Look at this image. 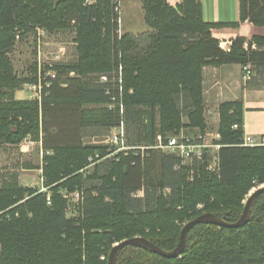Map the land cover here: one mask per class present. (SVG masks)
I'll return each instance as SVG.
<instances>
[{
  "label": "trees",
  "instance_id": "trees-1",
  "mask_svg": "<svg viewBox=\"0 0 264 264\" xmlns=\"http://www.w3.org/2000/svg\"><path fill=\"white\" fill-rule=\"evenodd\" d=\"M141 1L149 30L143 37L119 35L118 0H0V145L40 143L47 189L21 187L15 173L0 185V264H107L114 245L136 237L170 252L185 224L208 213L233 223L249 192L264 185V146H240L241 101L219 106L221 147L212 171L207 161L183 164L158 150L105 158L108 145L83 143L87 128L122 125L127 144L136 131L135 141L147 146L158 134L204 129L205 67L250 66L264 75V37H238L224 50L211 32L244 21L264 28V0H239L238 22L220 24L204 20L199 0L174 7ZM37 28L73 29L78 58L52 64L57 75L40 101L18 100L21 85L37 83V63L32 79L19 78L9 52L17 36ZM248 83L264 87V78ZM95 155L100 160L87 168ZM74 192L80 198L70 208ZM116 264H264V193L243 228L197 225L177 258L127 246Z\"/></svg>",
  "mask_w": 264,
  "mask_h": 264
},
{
  "label": "rangeland",
  "instance_id": "rangeland-1",
  "mask_svg": "<svg viewBox=\"0 0 264 264\" xmlns=\"http://www.w3.org/2000/svg\"><path fill=\"white\" fill-rule=\"evenodd\" d=\"M119 2V20H118V33L119 35L124 34L129 27H132L137 33V37H143L148 33V29L143 22L144 13L142 11V1L141 0H118ZM35 30L31 34H28L23 40H19L16 37L15 46L9 52L10 60L12 61L16 75L19 78L32 79L34 76L33 67H35V61L40 65L46 66L47 63L59 66H68L77 61L78 55L75 51V32L73 29H64L56 31L52 34L41 35L40 39ZM228 49V46L224 50ZM37 65V64H36ZM37 67V66H36ZM221 66H207L203 69V105H204V129L197 127H186L180 129L173 135L184 134L194 135L199 132L216 133L218 132L219 126V106L220 104L214 105L211 101H205V82H209V88L212 86V80L216 79L218 70ZM44 67H42L43 69ZM250 69V66H249ZM37 71V70H36ZM251 71V69H250ZM243 72V69H242ZM62 73V72H61ZM65 76L62 79L61 84L64 85V80L73 76V72H63ZM57 74V73H56ZM250 80H245L244 73L242 76L243 82L246 84L251 82L252 78L257 81L262 80L263 76H257L253 71H251ZM101 75L98 76L99 82ZM93 78V77H92ZM91 78V79H92ZM121 82V75L118 78ZM108 80V79H107ZM95 81V77L93 78ZM119 82V83H120ZM30 84V83H29ZM28 83L21 85V88L15 93L16 99H30L31 93L28 90ZM210 99V98H209ZM207 102V103H206ZM238 102V101H235ZM187 119H183V123H187ZM187 125V124H186ZM83 143L89 145H100L105 146L109 142L110 137L116 132V129H104V128H87L83 131ZM135 132H129L128 145L136 144L131 146H141L146 147L144 141H135L137 139ZM167 136H171L167 134ZM166 136V137H167ZM256 139V138H255ZM258 139V138H257ZM163 140V137L158 134L156 135L157 142ZM41 144L33 143L31 139L24 141L18 146H7L0 145V185L4 181H8V176L12 173L16 174L17 182L21 187L24 188H43L41 166H42V152ZM8 178V179H7ZM264 187L261 185L257 188H253L248 196L259 188ZM141 192H138L140 195ZM247 196V197H248ZM76 199H70L68 206L73 207ZM245 203V201H244Z\"/></svg>",
  "mask_w": 264,
  "mask_h": 264
},
{
  "label": "crops",
  "instance_id": "crops-1",
  "mask_svg": "<svg viewBox=\"0 0 264 264\" xmlns=\"http://www.w3.org/2000/svg\"><path fill=\"white\" fill-rule=\"evenodd\" d=\"M167 2L174 7L180 3V0H167ZM199 2L202 6L203 18L207 22L220 24L235 23L239 20V0H199ZM126 30L125 33L137 35L133 27ZM211 32L222 49L227 46L229 48L233 40L238 37L247 41L253 37H264V28L255 27L248 21L240 23L237 28H215ZM242 76L240 65L221 66L210 88L209 82L208 84L205 82V101H211L217 106L225 102L241 101L244 109V135L259 139L264 136V87L245 84Z\"/></svg>",
  "mask_w": 264,
  "mask_h": 264
},
{
  "label": "built area",
  "instance_id": "built-area-1",
  "mask_svg": "<svg viewBox=\"0 0 264 264\" xmlns=\"http://www.w3.org/2000/svg\"><path fill=\"white\" fill-rule=\"evenodd\" d=\"M37 35H45L44 30L37 28ZM253 49L255 46L252 47ZM227 50V49H226ZM37 63V61H36ZM48 68L42 69L44 65H40L37 63V83L36 84H29L28 90L31 93V100H41V94L43 91L44 86L49 87L50 81L52 79L56 78V72L52 70V64L47 63ZM244 78L245 80H250L251 78V71L249 69V66L242 67ZM101 82H106L107 77L101 76L100 77ZM220 135L218 132L212 134L208 132H199L192 135L184 134L181 132L180 134L168 136L165 137V139L159 141V143L156 141L152 146H129L126 142V135L123 126H119L116 128V132L110 137L109 142L107 145L109 146L108 153L105 158H109L112 156H115L119 153L127 154L128 151L131 150H140L143 155L146 157L144 152L148 150H158L164 154L173 155L175 157H178L181 159L183 164L186 163H192V162H203L207 161V169L208 170H214L216 167L217 162V151L221 147L220 145ZM26 141V140H25ZM240 146L244 147H257V146H264V138L255 139L252 136L244 135L242 144ZM98 159L100 160L98 155H95L94 157H90L88 159L89 161V167L94 165V162ZM46 188H39L40 192H46ZM139 195V194H138ZM141 196V193L140 195ZM70 197L73 199L78 200L80 198V194L78 192H74L70 194ZM49 199V197H48ZM2 213L0 212V215Z\"/></svg>",
  "mask_w": 264,
  "mask_h": 264
},
{
  "label": "water",
  "instance_id": "water-1",
  "mask_svg": "<svg viewBox=\"0 0 264 264\" xmlns=\"http://www.w3.org/2000/svg\"><path fill=\"white\" fill-rule=\"evenodd\" d=\"M264 193V187L257 189L253 193H251L245 203L243 210L239 216V218L233 222L228 223L212 214H203L194 220L185 224L180 232L179 242L177 246L170 252L163 251L162 249L158 248L151 242L147 241L144 238H132L125 240L119 244L114 245L108 255L107 264H116L118 254L124 247L131 246L140 248L145 250L149 253L157 254L164 258L174 259L177 258L184 250L186 246V239L189 231L197 225H213L219 228H228V229H240L243 228L245 225L249 223V218L251 214V208L257 197Z\"/></svg>",
  "mask_w": 264,
  "mask_h": 264
}]
</instances>
